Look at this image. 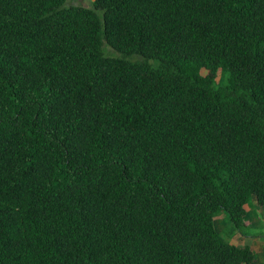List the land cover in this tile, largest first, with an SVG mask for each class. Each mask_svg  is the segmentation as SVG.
<instances>
[{"label": "trees", "instance_id": "trees-1", "mask_svg": "<svg viewBox=\"0 0 264 264\" xmlns=\"http://www.w3.org/2000/svg\"><path fill=\"white\" fill-rule=\"evenodd\" d=\"M66 1L0 0V264H256L264 0Z\"/></svg>", "mask_w": 264, "mask_h": 264}, {"label": "rangeland", "instance_id": "rangeland-1", "mask_svg": "<svg viewBox=\"0 0 264 264\" xmlns=\"http://www.w3.org/2000/svg\"><path fill=\"white\" fill-rule=\"evenodd\" d=\"M93 0H67L66 4L68 6L70 5H82L86 7H91V3ZM103 49L105 52L109 54H114L109 50V47L106 45L103 46ZM251 203L252 207L256 211V215H253L252 210H249L248 212V224L246 227H243L241 229V232H235L233 234L232 243L238 246H243L245 244H248L251 246V248L258 254L257 255V262L256 264H263L264 262V210L259 208L255 202L254 198L251 197ZM227 218L224 212H220L217 214L215 221H214V227L215 230L219 236V238L225 242H229L231 239H229L226 235V232H223V229L226 227Z\"/></svg>", "mask_w": 264, "mask_h": 264}, {"label": "crops", "instance_id": "crops-1", "mask_svg": "<svg viewBox=\"0 0 264 264\" xmlns=\"http://www.w3.org/2000/svg\"><path fill=\"white\" fill-rule=\"evenodd\" d=\"M233 239V238H232ZM232 239H231V241H232Z\"/></svg>", "mask_w": 264, "mask_h": 264}]
</instances>
